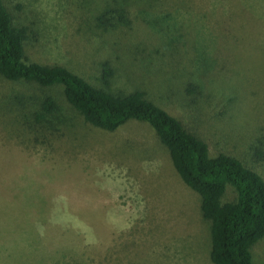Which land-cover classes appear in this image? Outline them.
I'll use <instances>...</instances> for the list:
<instances>
[{
    "label": "rangeland",
    "instance_id": "obj_1",
    "mask_svg": "<svg viewBox=\"0 0 264 264\" xmlns=\"http://www.w3.org/2000/svg\"><path fill=\"white\" fill-rule=\"evenodd\" d=\"M5 1L35 32L29 61L98 87L108 64L109 90L145 91L211 156L264 178V0ZM105 2L130 22L97 26ZM48 96L54 128L35 122ZM200 200L148 124L95 128L59 85L0 76V264H213ZM251 251L264 262V238Z\"/></svg>",
    "mask_w": 264,
    "mask_h": 264
},
{
    "label": "trees",
    "instance_id": "obj_2",
    "mask_svg": "<svg viewBox=\"0 0 264 264\" xmlns=\"http://www.w3.org/2000/svg\"><path fill=\"white\" fill-rule=\"evenodd\" d=\"M105 3L95 18L97 26L108 30L130 22L122 6ZM34 33L31 25L18 21L6 1L0 0V76L44 88L59 85L71 107L95 128L114 132L131 120L148 124L169 151L181 180L201 198L202 216L210 222L211 262L254 264L252 247L264 238L263 176L234 156H211L204 140L186 130L145 91L119 94L109 90V78L115 73L108 64L103 70L104 86L98 87L64 66L29 61L25 48ZM191 87L192 92H198L194 85ZM37 105L35 122L45 121L53 127L60 111L57 101L48 96ZM256 156L262 158L264 152L256 150ZM228 185L236 196L226 202Z\"/></svg>",
    "mask_w": 264,
    "mask_h": 264
}]
</instances>
